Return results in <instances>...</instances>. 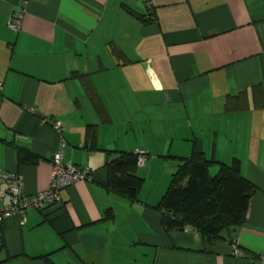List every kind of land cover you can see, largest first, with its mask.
I'll return each instance as SVG.
<instances>
[{
  "label": "crops",
  "instance_id": "crops-1",
  "mask_svg": "<svg viewBox=\"0 0 264 264\" xmlns=\"http://www.w3.org/2000/svg\"><path fill=\"white\" fill-rule=\"evenodd\" d=\"M22 1L0 0V170L22 176L29 196L46 191L53 122L64 129V161L91 180L22 225L7 218L0 264H258L264 0H151L154 21L144 20L142 0H33L13 31ZM239 95L247 108L227 112ZM195 141L208 161L237 160L256 188L243 223L211 240L165 229L157 209ZM137 151L143 184L131 201L109 189L107 164Z\"/></svg>",
  "mask_w": 264,
  "mask_h": 264
},
{
  "label": "trees",
  "instance_id": "trees-1",
  "mask_svg": "<svg viewBox=\"0 0 264 264\" xmlns=\"http://www.w3.org/2000/svg\"><path fill=\"white\" fill-rule=\"evenodd\" d=\"M242 97H229L226 111L246 109L247 102ZM255 106L264 107V96L259 90L255 92ZM115 156L107 164L109 189L136 201L143 184L135 174L137 156L134 153ZM214 165L218 166V171L211 175L210 168ZM255 191L256 188L241 176L237 160L230 166L208 161L195 141L191 156L180 160L157 209L165 229L189 227L211 240L243 223L248 202Z\"/></svg>",
  "mask_w": 264,
  "mask_h": 264
},
{
  "label": "built area",
  "instance_id": "built-area-1",
  "mask_svg": "<svg viewBox=\"0 0 264 264\" xmlns=\"http://www.w3.org/2000/svg\"><path fill=\"white\" fill-rule=\"evenodd\" d=\"M33 0H23L19 11L9 20L8 27L13 31H17L20 27V22L23 17L24 8ZM146 15L144 20L154 21L155 16L151 0H142ZM57 133L58 147L50 160L51 177L49 188L36 194L29 196L24 191V178L18 174H11L0 170V188L4 187L5 197L0 192V248L2 245V226L4 221L10 217H17L20 224L25 223L26 214L31 210L43 211L46 207L61 202V191L79 181H90L91 172L88 168L75 166L64 161L63 152L65 149V141L63 139V127L60 123H49ZM137 156V165H143L145 161V153L137 151L134 153ZM118 157L116 154L115 158ZM112 160V158H111ZM234 254L241 256L242 253L234 248ZM258 264H264V255L258 256Z\"/></svg>",
  "mask_w": 264,
  "mask_h": 264
},
{
  "label": "rangeland",
  "instance_id": "rangeland-1",
  "mask_svg": "<svg viewBox=\"0 0 264 264\" xmlns=\"http://www.w3.org/2000/svg\"><path fill=\"white\" fill-rule=\"evenodd\" d=\"M218 168L217 167H211L210 168V173L211 175H214L217 172ZM216 171V172H215Z\"/></svg>",
  "mask_w": 264,
  "mask_h": 264
},
{
  "label": "bare ground",
  "instance_id": "bare-ground-1",
  "mask_svg": "<svg viewBox=\"0 0 264 264\" xmlns=\"http://www.w3.org/2000/svg\"><path fill=\"white\" fill-rule=\"evenodd\" d=\"M138 166V165H137Z\"/></svg>",
  "mask_w": 264,
  "mask_h": 264
}]
</instances>
